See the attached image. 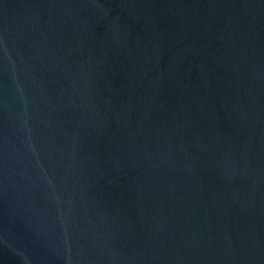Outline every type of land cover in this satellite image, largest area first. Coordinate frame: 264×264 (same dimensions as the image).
I'll return each instance as SVG.
<instances>
[{
  "label": "water",
  "instance_id": "95a60500",
  "mask_svg": "<svg viewBox=\"0 0 264 264\" xmlns=\"http://www.w3.org/2000/svg\"><path fill=\"white\" fill-rule=\"evenodd\" d=\"M0 264H264V0H0Z\"/></svg>",
  "mask_w": 264,
  "mask_h": 264
}]
</instances>
